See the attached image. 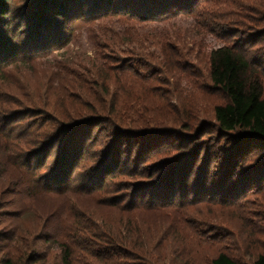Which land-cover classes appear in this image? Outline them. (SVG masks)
<instances>
[{"label":"rangeland","instance_id":"obj_1","mask_svg":"<svg viewBox=\"0 0 264 264\" xmlns=\"http://www.w3.org/2000/svg\"><path fill=\"white\" fill-rule=\"evenodd\" d=\"M110 1L125 12L90 15L89 0L1 5L0 37L15 35L9 45L22 54L0 65V264H64L66 252L70 264H103L107 247L124 253V264H209L220 252L252 264L264 253V182L235 185L230 202L195 198L226 175L233 141L210 108L224 96L192 58L182 60L177 82L173 69L143 62L158 53L153 36L188 37L210 16L215 31L200 35L201 52L247 50L260 62L264 93V0H196L147 18L139 0ZM143 38L152 45L137 50ZM125 79L133 84L117 89ZM178 116L196 118L193 129L176 127ZM253 145L227 174L230 184L264 158ZM173 192L174 203L153 202ZM121 232L136 248L108 239Z\"/></svg>","mask_w":264,"mask_h":264},{"label":"trees","instance_id":"obj_2","mask_svg":"<svg viewBox=\"0 0 264 264\" xmlns=\"http://www.w3.org/2000/svg\"><path fill=\"white\" fill-rule=\"evenodd\" d=\"M54 1L56 2V0H53V2ZM73 1L77 5L82 2V0ZM195 1L196 0H139L136 1L134 5L141 6V8H143L142 14L147 18L163 13L165 10L187 11L193 6ZM4 2L5 0H0L1 15L5 14L3 11L4 8L1 6ZM117 5L118 7L113 6L110 0H89L88 6L90 7V10L88 12L86 11V13L90 15H106L110 13L115 14L119 11L125 12L119 7L120 3H117ZM132 8H135V6ZM132 11L136 12V9H133ZM137 13L139 14V12ZM137 13H134V15ZM81 14L82 11L78 14L79 16L75 18L83 17ZM209 18L210 16L205 21H201V23L198 21L195 22L193 27L194 32H192L190 35L188 34V37H180V35L176 33L172 34L171 36L168 34L153 36V38L155 37L154 48L158 50V53L148 52L147 58L150 60H145L142 62L144 66H151V64H154L162 70L161 72L164 73H167L169 70L173 69L174 71L172 73L177 74H170V79L177 82V77L183 78L182 75H178V73H182L180 69L182 66H184L182 60L185 58H189L190 60V58H192L195 63H198L203 67L202 70L204 71V74L200 75L201 80L204 79L209 81L210 88L224 96V102H212L210 108L211 114L216 122L218 130L222 134V137L233 141L230 153H228L231 157L229 156V160L226 165V175L220 179L218 185L213 184L208 190H206V186H203V190H200V192L199 189H197L195 191V198L205 199L211 197L213 200H225L230 202L237 197L235 193L237 188L235 185L237 186L239 183H242V187L245 186L246 189H253L258 187L260 183L264 182V158L259 162L260 165L258 164L252 168H247L246 170L244 169L241 176H238V183L230 184L229 179L227 178V174L234 172L236 166L241 163V159L253 148H256L253 144H258V146L264 147V93L262 78L260 76L261 72L258 67L260 66V62H257L247 50L241 49L237 45H224L210 49L206 54L201 52L202 43H200V35H205V30L211 34L215 31L213 26L209 25ZM200 26L202 29L199 28ZM125 32L128 31L123 30L122 32L118 31L116 33H112L109 38L110 40L119 39L122 35H126ZM5 33H3L4 35H1L0 37V47L3 49L2 51L0 50V65L6 60L8 61L9 59L19 57L22 54V51L20 49L18 50L17 46L13 48L12 45H9V41H11L15 35L10 34V37H8L9 41L6 42L7 40L5 41L3 38L8 33ZM257 36L260 38L263 35L258 34ZM196 38H198V40ZM148 40L149 39L147 38H143L140 43L143 41L144 44H139L137 46L138 48L136 49L140 50V48L143 47L142 45H148V47L151 46L152 43L147 44ZM170 40H173L179 44V48L172 47L169 44ZM194 77L195 75H193L190 79L187 78L186 83L193 84L192 81ZM154 81L155 79H153L151 82ZM132 84L133 83L126 79L124 81L118 80L116 88L119 89L121 86H123L129 89ZM153 87L154 86H151V88ZM205 92H207V90L203 91V93ZM141 94H143V92ZM113 103L116 105L117 103L121 102L119 99H115ZM178 118L179 119L174 120V125L181 128V130L193 129V125L196 124L197 120L192 116L187 119H183L180 116H178ZM72 129H76L75 125H72ZM118 160L119 158L114 160L113 164L115 166L113 165V167L110 168V166L107 165L104 171L107 174H111L113 169L117 170L119 164ZM259 166L262 167L259 168ZM180 168L182 172L179 171L180 173H178V175H185L187 173L185 172L187 168L183 169L182 164ZM175 175H177L176 172ZM182 187L188 192L187 187ZM188 194L189 193H183V196L180 198L186 201L187 197L189 196ZM176 196V193L173 192L164 197V199L153 198V202L160 204L174 203ZM182 200L177 199L176 201ZM121 233L122 236L119 233H117V236H114L115 240L110 238L108 239L112 242H117L133 249L136 248L134 245H132L130 236L124 232ZM147 248L150 249L149 246ZM104 256H107V258H101L103 264H124L121 262V259H123L126 255L116 250H109L107 247ZM162 256L164 258L165 255ZM68 258L69 254L66 252L64 264H70ZM209 264L240 263L235 261L228 254L220 252L209 260ZM252 264H264V253L257 255Z\"/></svg>","mask_w":264,"mask_h":264}]
</instances>
